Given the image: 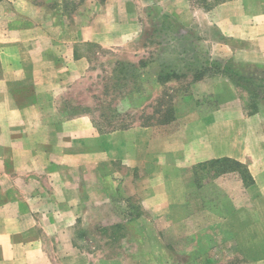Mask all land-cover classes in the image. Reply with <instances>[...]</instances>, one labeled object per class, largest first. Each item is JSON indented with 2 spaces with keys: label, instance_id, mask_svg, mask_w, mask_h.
I'll return each instance as SVG.
<instances>
[{
  "label": "crops",
  "instance_id": "obj_1",
  "mask_svg": "<svg viewBox=\"0 0 264 264\" xmlns=\"http://www.w3.org/2000/svg\"><path fill=\"white\" fill-rule=\"evenodd\" d=\"M207 1L217 2L207 10L193 0H106L102 14L79 26L52 22L35 0H0V264H96L94 252L79 249L85 228L153 226L160 236L177 226L178 198L206 209V197L183 183L198 184L195 168L223 159L245 166L253 183L232 172L214 179L215 223L224 233L217 243L229 238L231 264H264L263 105L252 112L233 99L174 110L165 125L157 117V124L108 130L88 111L95 71L82 48L125 52L159 5L167 9L168 35L173 18L198 25L215 59H231L230 67L262 81L255 72L264 73V0ZM176 71L180 77L164 84L188 74ZM209 75L200 87L210 81L216 95L223 83L243 93L238 78ZM147 231L139 239L149 240ZM64 233L71 236L65 249Z\"/></svg>",
  "mask_w": 264,
  "mask_h": 264
},
{
  "label": "rangeland",
  "instance_id": "obj_2",
  "mask_svg": "<svg viewBox=\"0 0 264 264\" xmlns=\"http://www.w3.org/2000/svg\"><path fill=\"white\" fill-rule=\"evenodd\" d=\"M35 1L42 5L43 10L49 11L52 22L55 23V20H58L63 25H70L74 22L79 26L87 25L89 20L92 21L95 16L102 14L103 5L106 2V0ZM193 1L199 3L203 0ZM166 10L163 5L153 8V14H150V18L144 25L143 33L138 36L137 40L134 39V42L129 43L123 53L94 46L82 48L93 58L95 77L94 83L88 90L95 94V100L88 111L98 127L108 130L113 126L128 127L130 125L131 127V125L139 123L157 124V117L165 118V113L169 108H173L177 112L192 107L209 110L217 106L218 102L226 105L233 99L236 102L243 100L252 112L256 111L258 107L264 106V91L260 93V98H253L250 89L247 92L249 86L246 81L239 82L243 93L239 92L237 96L229 93L224 83L219 87L222 91L218 95L214 93V82L212 84L209 81L207 87H200L199 81L194 80V73L200 69L199 63L210 70L209 77L205 79L212 78L214 81L219 77L226 78L228 75L218 71L213 63L220 62L228 65L231 62L227 61L231 59L220 60L212 56L213 48L200 41L198 25H185L183 21L173 18L171 22H177V25L173 23L168 35L166 27L169 24L164 16ZM179 30H182V40ZM87 49L89 50L87 51ZM119 57H122L123 60L120 61ZM140 62L147 64L144 65L145 68L143 65L139 66ZM168 63L171 64L172 69H181L188 74L185 78L169 84L161 85L151 82L152 79H156L161 67ZM238 69L233 65V72L245 79L250 78L246 74L254 73L248 71L245 74ZM255 73L264 76V73L259 71ZM123 77L126 81L122 80ZM243 94L246 96H242ZM110 122H112L111 127H109ZM227 166L235 167L233 164ZM232 173L241 176L239 169ZM222 175L224 174L217 176L214 172L206 174V172L200 171L198 184L195 181L183 183L186 188L196 189V193H201L202 197H206V209H201L197 205L199 200L191 207L188 202L189 197L185 196L186 202H181L177 197L176 206L178 207L182 203L179 205L180 209L175 212L177 226L169 231L164 228L165 230L160 231V236H157L159 231L153 226L152 228L142 225L85 228L79 232V249L94 252L93 261L96 264L101 260L109 259H117L120 264H231L230 244L227 241L229 238L226 239L225 236L224 241L217 243V234L222 233L223 235L224 233L216 226L215 213H220L215 208V200L211 201L215 189L213 181ZM223 182L226 185H232L230 180ZM181 186L183 185L180 183V186L177 184L174 185V188L178 189ZM200 186H203L206 191L200 189L203 188ZM138 206L136 205L135 208ZM132 212L134 215H138L137 211ZM146 229H148L147 235L151 238L149 240L139 239L140 236L146 234ZM152 232L153 236H151ZM64 234L66 236L64 235L62 238L63 245L60 244L63 249L69 245L71 237L69 234ZM110 238L111 241H106ZM65 253L68 254L66 250Z\"/></svg>",
  "mask_w": 264,
  "mask_h": 264
},
{
  "label": "trees",
  "instance_id": "obj_3",
  "mask_svg": "<svg viewBox=\"0 0 264 264\" xmlns=\"http://www.w3.org/2000/svg\"><path fill=\"white\" fill-rule=\"evenodd\" d=\"M216 2L210 3L207 0H203V1H200V5H202V7H204L205 9L210 10L214 7ZM213 65L215 68L218 69V71H222L223 73L227 74L230 77L238 78L239 82L246 81V83L250 87V88L247 87V89H250V92L253 96L258 97L260 93L264 91L263 89L264 78L260 79L262 81H254L252 77L245 79L235 74L229 65H225L224 63H220V62H214ZM171 67L172 66L168 64L166 66L161 67V71H159L157 74L158 83L164 84L170 81L171 79L180 77L179 73L176 70L172 69ZM207 71H210V70H208L204 66H201L200 69L194 73V80L195 81L200 80L203 76L207 74ZM165 115H166L165 118L161 119L159 121V124L165 125V124L171 123L175 119L173 108H169L168 111L165 113ZM228 164H233L235 165L237 169L240 170L241 176L247 186L253 183L252 177L250 176L247 168L243 166L242 164H239L238 162L231 161L230 159L216 160V161L201 164L195 168L194 172L199 173L200 171H203V172H206V174H210V173L213 174L214 172L215 175L218 176L220 174H226V173L237 171L235 167L227 166Z\"/></svg>",
  "mask_w": 264,
  "mask_h": 264
}]
</instances>
